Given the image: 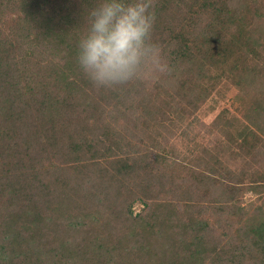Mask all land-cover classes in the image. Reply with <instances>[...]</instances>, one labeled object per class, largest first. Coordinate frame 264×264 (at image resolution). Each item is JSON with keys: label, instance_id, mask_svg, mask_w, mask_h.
Segmentation results:
<instances>
[{"label": "trees", "instance_id": "trees-1", "mask_svg": "<svg viewBox=\"0 0 264 264\" xmlns=\"http://www.w3.org/2000/svg\"><path fill=\"white\" fill-rule=\"evenodd\" d=\"M97 2L0 0V264H264V205L246 197L264 195V14L241 0H154L152 39L172 71L109 90L77 62ZM17 37L43 55L25 89L4 60ZM222 82L234 109L190 167L149 131L162 118L173 129L182 99L198 110ZM141 133L150 145L130 139Z\"/></svg>", "mask_w": 264, "mask_h": 264}, {"label": "clouds", "instance_id": "clouds-1", "mask_svg": "<svg viewBox=\"0 0 264 264\" xmlns=\"http://www.w3.org/2000/svg\"><path fill=\"white\" fill-rule=\"evenodd\" d=\"M154 0H98L87 14V31L77 45V62L97 88L170 74L161 48L153 42Z\"/></svg>", "mask_w": 264, "mask_h": 264}, {"label": "rangeland", "instance_id": "rangeland-1", "mask_svg": "<svg viewBox=\"0 0 264 264\" xmlns=\"http://www.w3.org/2000/svg\"><path fill=\"white\" fill-rule=\"evenodd\" d=\"M241 1H244L247 4H251V14H264V0ZM7 19L9 20L10 24H12L13 21H16L17 16L9 13ZM0 28L3 31L6 29L5 26H0ZM9 33L12 34L13 32L9 30ZM254 35L257 38L262 39V42L264 43V19L261 21V23L257 24ZM1 40L2 39H0V41ZM5 45L7 46L4 48V52H7L9 54L8 58H6V54L4 56L5 65L7 67L10 65L13 70H16V72L14 71V74L18 80L21 75L22 79H20L21 81H24V89L27 86L29 87V83L31 82L33 75L38 71V66H36L38 65V58L42 57L43 55L40 57H38L37 55H26L25 50L30 48L29 42L24 43L23 40H20L18 37L16 38L15 43L11 42L10 39L9 44ZM21 45L23 49H20ZM159 78L162 79L163 76H160ZM161 81L163 82V85L161 84L163 87H160L159 84L158 86L160 88L159 90L162 91V89L167 88L169 84H166L165 86L164 79H162ZM146 82L151 87L154 86V81L152 78L146 79ZM173 87L174 85L171 89H173ZM235 95L236 90L232 87V85L228 82H222L218 84L217 90L212 91V94L209 96V98H207L204 103L199 105L198 110H195L193 108V105H191L188 101L182 99V101H180L178 105H176V107H182L186 110L184 120L180 124L176 122L178 124H176L173 129H167L161 122L163 119L162 118L160 122L154 124V126L149 131V135H152L154 139L160 141L162 145L167 149H172L173 155H178L181 159H186L190 167L198 168V160L196 159V156L198 154H201V151H203V149L209 150L210 152L213 151L217 144L216 142H218L217 134L211 132V123L216 119V117L222 110H224L225 108H232V99L235 97ZM247 99L249 100V98ZM5 119L6 117H0L1 121ZM126 127L129 131H133V124L128 125L126 123ZM130 139H132L134 143L137 144L145 140L147 141V144L150 145L152 141L143 133H141V137L138 136L137 138L130 135ZM7 143L8 139H6L5 146L7 145ZM196 145H199L198 151H195L198 153L194 155L193 149L197 148ZM235 165L236 166L234 167L240 170L241 168L246 170L249 168L245 167L242 162H238V164ZM262 167L264 168V166ZM258 168L260 169V166H256L255 168L253 167L251 171ZM246 197L247 202L253 201L256 206H259L260 204L264 205V195L258 197L256 195H253L252 193H248ZM143 208L144 204L140 200L136 201L133 204L134 214L137 215L142 211Z\"/></svg>", "mask_w": 264, "mask_h": 264}]
</instances>
